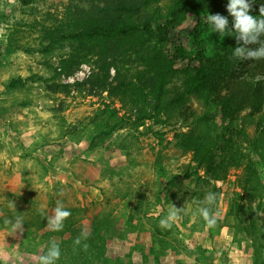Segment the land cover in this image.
<instances>
[{
	"label": "trees",
	"instance_id": "16d2710c",
	"mask_svg": "<svg viewBox=\"0 0 264 264\" xmlns=\"http://www.w3.org/2000/svg\"><path fill=\"white\" fill-rule=\"evenodd\" d=\"M32 1L19 3L26 7ZM66 1L69 4L61 20L36 21L26 20L17 5L0 0V22L9 29L7 53L36 52L52 57L56 51L67 49L56 63L45 65V75H16L4 85L5 89L9 94L31 93L36 88L64 96L72 88L94 97L105 94L101 111L79 112L70 122V115H63L67 108L60 106L62 115L57 114L56 107H49L47 112L57 121L56 140L78 138L91 128L88 149L100 147L115 153L120 161L99 168L94 174L88 175L89 170L83 166L78 173L72 171L71 176L63 174L50 181L46 176L55 166V157L45 162L35 158L36 167L42 172L35 180H25L28 185L24 193L5 194L0 190V230H9L4 221L19 215L25 231H46L43 254L50 243L59 245L57 264H100L113 239L112 216L124 203V224L135 230L142 241L143 245L138 244L135 249L142 261L151 258L156 264L164 255L172 258L173 264H221L195 240H183L177 224L163 229L159 220L166 217L162 208L170 201L177 209L185 208L180 214L183 224L193 219V230H208L196 210L206 206L201 202L207 193L219 194L213 184L225 180L234 170L240 172V200L247 204V209L243 204L231 206L235 233H244L250 241L252 264H264L253 208L264 198V182L259 173L264 163V59L234 58L232 51L236 47L255 49L258 45L238 43L227 31L221 35L211 31L205 17L217 13L228 18V28L234 31L232 17L226 11L227 0H170L166 13L156 6L162 0ZM249 3L250 15L259 16L264 0ZM209 34L215 39L211 51L207 44ZM260 39L264 41V36ZM82 63L94 68L87 79L74 85L61 82L62 75H69ZM40 95L32 93L31 98L24 97L9 106L28 109ZM192 97L203 106L200 115L187 105ZM5 103L0 101L3 120ZM116 104L119 108H112ZM120 109L123 115L113 120ZM175 113L188 126L187 131L175 135V146L192 154L194 165L171 169L159 153L152 165L138 171L144 164L138 160L141 138L148 135V131L138 129L147 121L158 124L162 116L171 119ZM12 122L7 120L8 126L16 130ZM251 127L254 134L246 138L244 132ZM147 130L152 132L151 128ZM48 136L47 133L42 138ZM241 137L246 139L240 141ZM244 144L248 145L246 149ZM79 162L85 163L76 156L71 166ZM194 178L195 186L209 190L198 192L184 186L170 194L177 182ZM40 184L41 190L36 187ZM89 188L96 190L95 196L86 191ZM57 200L71 215L60 231L47 230V216H52ZM211 211L214 213V205ZM244 215L249 216L250 224H244ZM82 220L89 223L86 237L79 243L66 240V234ZM115 228L119 231L122 225ZM131 250L121 245L112 264H128Z\"/></svg>",
	"mask_w": 264,
	"mask_h": 264
},
{
	"label": "rangeland",
	"instance_id": "374dc122",
	"mask_svg": "<svg viewBox=\"0 0 264 264\" xmlns=\"http://www.w3.org/2000/svg\"><path fill=\"white\" fill-rule=\"evenodd\" d=\"M1 1H8L10 4L17 5L18 10L24 14L23 16L26 20L36 21L49 18L51 19L50 21L61 20L65 8L69 4L66 0H33L29 6L22 7L19 0ZM170 5V0H162L156 6L161 8L162 13H166ZM8 33L9 29L0 22V101L6 102L3 104L5 108L4 120L0 118V190H2V193L15 192L21 194L26 191L28 183L25 180H35L36 175L42 172L40 168L36 167L35 158L45 162L55 157L56 160L53 162L55 166L49 169V173L46 176L47 180L50 179V181L58 179L63 174L71 176L72 171L78 173L83 166L89 170L88 175L94 174L95 170L111 166L115 162L120 161V159L116 158L115 153L104 151L100 147L93 150L88 149V144L92 137L91 128L83 131L78 138L67 137L62 140H56L57 121L52 114L47 112L49 107H56L58 108L57 114L62 115L59 112L60 106L67 108L63 115H70L71 119L68 121L70 122L72 117L79 112L101 111L104 108L103 99L105 94L94 97L86 91L79 92L72 88L67 96L61 94L53 95L45 93L41 88L36 87L34 92L31 93L9 94L4 85L11 77L16 75L26 77L32 73L45 75V65L56 63L60 53L65 54L67 49L63 52L56 51L52 57H45L36 52L24 54L18 51L10 54L5 51ZM31 40L32 37L29 41ZM207 44L209 51H211L215 45V39L211 34H209ZM93 71V65L82 63L69 75H62L60 79L62 83L74 85L87 79ZM113 73L114 71L111 70V75ZM36 92L41 95L32 107L20 109L9 106L13 101H18L24 97L31 98L32 93ZM187 105H190L197 115L203 112V106L195 97L190 98ZM113 107L118 109L119 105L116 104ZM123 113V110L120 109L119 113L114 115L113 120H117ZM5 119L8 121L12 120L17 129L12 130ZM257 119L258 117H255L254 121H257ZM149 128L152 130L151 133L147 130ZM187 130V124L178 118L177 113L171 119H166L165 116L160 117L158 124L147 121L144 127L138 129V132L148 131V135L141 138V156H139L138 160L144 164L143 167L137 170L143 171L146 168L144 167L145 165H152L159 153L164 155L163 163L171 169L188 164L194 165L192 163V154L185 153L181 148L175 146V135ZM47 133L49 136L42 138ZM244 133L246 138L251 137L254 134V127L246 129ZM246 138L241 137L240 141H244ZM247 147L248 145L244 144V148L246 149ZM76 156L81 157L85 163L79 162L78 164L76 163L77 165L71 166V160L75 159ZM65 171L68 172V175H66ZM259 173L261 180L264 182V163L260 166ZM239 176V171L232 170L225 180L213 184L219 190L214 205L217 223L213 228L195 231L191 228L193 219L186 225L182 223L181 218L175 222L181 231L180 236L183 240H195L199 246L207 249L212 254L215 261H220L221 264H252L251 243L246 239L247 236L244 233L236 236L235 220L230 214L231 206L235 204H243L244 208L247 209L246 202L240 200L243 194L239 188ZM184 186L195 188L198 192L209 190H203L195 186L194 178L191 181L177 182L170 190V194ZM36 187L40 189L43 188V185L40 184V186ZM86 191H90L92 197L97 193L93 188H89ZM172 205L169 201L162 208L165 216H167ZM253 208L254 224L258 229L257 242L258 245H262L261 260L264 261V198L260 203L253 205ZM160 210L161 208H159ZM126 213L127 205L121 203L112 216L111 233L113 239L100 264H112L114 256L123 244L133 249L131 250L128 264H155L151 258L147 262L142 261L139 252L135 250L138 244H142V241L137 237L135 230L128 228L124 224ZM243 221L247 225L251 223L248 215H244ZM115 225H122L121 230H116ZM45 232V230L25 231L23 229L22 232L12 233L10 229L0 230L1 264H38L36 257L43 254L45 241L43 234ZM88 232V220H82L66 234L65 238L68 241L83 240ZM156 264H173V260L170 257L161 255L159 262Z\"/></svg>",
	"mask_w": 264,
	"mask_h": 264
},
{
	"label": "clouds",
	"instance_id": "9594fccd",
	"mask_svg": "<svg viewBox=\"0 0 264 264\" xmlns=\"http://www.w3.org/2000/svg\"><path fill=\"white\" fill-rule=\"evenodd\" d=\"M226 11L232 17V29L228 28V18L220 14L207 15V22L211 26V31L219 35L227 31L230 35L235 36L237 42H242L243 45L255 44L258 45L255 49L238 46L232 51V56L238 60H260L264 59V41L260 38L264 36V6L259 9V16L250 15L249 0H227ZM218 194L209 192L205 195L201 202L204 207H199L196 211L205 221V227L213 228L216 223V216L211 211V206L215 205ZM11 207L14 208L13 202ZM185 208L177 209L171 206L166 217L159 220V226L163 229H170L173 224L180 219V214ZM52 216H47L46 226L52 231H60L64 226V221L71 215L63 204L57 200L54 208L51 209ZM195 214V213H194ZM4 223L9 225L12 233L23 231V221L19 215L12 220H5ZM79 243V239L76 241ZM60 247L55 243H50L47 251L38 255L36 258L38 264H57L60 258Z\"/></svg>",
	"mask_w": 264,
	"mask_h": 264
}]
</instances>
